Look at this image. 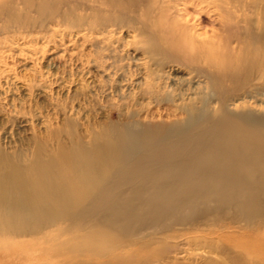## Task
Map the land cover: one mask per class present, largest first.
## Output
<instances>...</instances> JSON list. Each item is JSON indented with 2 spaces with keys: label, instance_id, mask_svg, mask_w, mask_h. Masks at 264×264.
I'll return each mask as SVG.
<instances>
[{
  "label": "bare ground",
  "instance_id": "1",
  "mask_svg": "<svg viewBox=\"0 0 264 264\" xmlns=\"http://www.w3.org/2000/svg\"><path fill=\"white\" fill-rule=\"evenodd\" d=\"M188 3L218 26L211 35L183 19ZM47 22L137 37L97 43L109 59L146 51L130 53L142 62L129 77L94 63L145 105L80 136L75 150L61 141L28 162L0 151V237L29 249L74 234L81 245L53 248L52 264H264V0H0V46ZM227 25L239 33L226 38ZM169 59L190 72L139 80L141 65Z\"/></svg>",
  "mask_w": 264,
  "mask_h": 264
},
{
  "label": "rangeland",
  "instance_id": "2",
  "mask_svg": "<svg viewBox=\"0 0 264 264\" xmlns=\"http://www.w3.org/2000/svg\"><path fill=\"white\" fill-rule=\"evenodd\" d=\"M248 1L243 0V3ZM179 9L190 26L197 25L202 38L211 35V31L218 27L204 18L205 12L200 11V6L180 4ZM46 25L47 29L42 33L33 32L30 36L10 40L0 46V151L7 156L22 155L27 162L39 152L46 155L55 153L62 142L68 150L73 149V141L80 136L86 141L91 130L116 125L123 120V116L145 105L146 99L141 95L124 96L117 92L115 82L99 72L94 63L97 59L106 66H118L122 69L120 72L129 77V66L142 62L131 60L130 53L145 57L146 51L135 46L131 50L118 49L116 57L109 59L110 51H104V44L99 46L97 43L108 35L116 39L126 37L137 43L139 39L134 35L130 37L131 32L104 33L98 28L70 31L59 29L55 22H47ZM238 33L227 25L222 35L229 38ZM244 52L242 49L236 53ZM167 61L162 68H156L152 63L141 65L144 79L135 76L131 80L165 79L169 77L166 71L171 69L179 71L180 75L190 72L177 60ZM229 61L227 58L228 71L231 69ZM111 74L113 80H118V75ZM143 82L138 90L145 89ZM117 108L118 111L111 113ZM63 238L70 239V244L61 246ZM16 241L0 237V264H52L59 260L53 248L67 251L72 245H81L74 234H67L48 244L37 242L29 247L30 250L24 249V245L19 246Z\"/></svg>",
  "mask_w": 264,
  "mask_h": 264
}]
</instances>
